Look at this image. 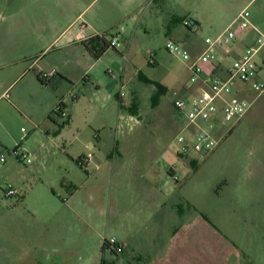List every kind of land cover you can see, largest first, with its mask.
Here are the masks:
<instances>
[{
  "label": "rangeland",
  "instance_id": "obj_1",
  "mask_svg": "<svg viewBox=\"0 0 264 264\" xmlns=\"http://www.w3.org/2000/svg\"><path fill=\"white\" fill-rule=\"evenodd\" d=\"M37 1L0 0L2 75L15 76L29 65L37 73L35 64L41 56L22 49L21 35L5 34L27 33L38 44L36 36L45 33L46 27L50 32L63 24L57 10H45ZM172 4L178 16L199 25L198 32L179 25V31L191 37L178 41L191 60L167 50L166 43L177 40L172 34L151 39L150 47L143 46L149 38L136 39L131 60L142 69V76L165 87V94L141 77L120 92L128 106L119 105L113 97L112 107L101 100L103 94L94 96L93 84H78L72 94L64 92L53 113L67 142L63 154L54 153L40 132L43 127L35 124L42 109L28 87L18 100L0 103L4 127L13 128H8L12 130L9 138L4 130L0 132L7 140L0 147V157L7 160L0 162V264H151V257L164 249L150 244L155 225L139 221L135 180L145 181L139 175L158 178L162 174L172 182L180 212L205 220L201 226L209 240L205 248L209 257L232 253L236 263L264 264V93L247 94V114L225 127L199 122L188 128V120L174 106L176 100L191 102L205 90L201 80H191L189 65L203 52L206 38L215 39L245 9L264 31V0H173ZM129 41L130 36L122 35L119 48L110 52H126ZM138 46L144 50L138 51ZM146 50L153 53L156 65H148ZM235 56L231 52L223 67L229 68ZM30 77L17 82L15 93ZM75 94L85 98L78 107L81 110L72 115ZM10 102L16 106L12 108ZM60 104L62 113L57 112ZM198 128L213 130L217 146L212 151L194 150L191 138ZM180 134L186 138L184 143L177 139ZM16 150L29 153L30 162L19 159ZM62 157L68 160L64 164L58 161ZM70 158L86 159L91 165L73 166ZM9 188L17 191L12 198L4 196ZM163 229H157L161 241L166 236ZM105 238H115L123 252L103 247Z\"/></svg>",
  "mask_w": 264,
  "mask_h": 264
},
{
  "label": "crops",
  "instance_id": "obj_2",
  "mask_svg": "<svg viewBox=\"0 0 264 264\" xmlns=\"http://www.w3.org/2000/svg\"><path fill=\"white\" fill-rule=\"evenodd\" d=\"M37 2L50 12L57 10L60 15L59 18H61L60 22L63 24L60 27H54L53 31L50 32L49 27H46L45 33L36 36L39 40L38 44L30 40L29 38L32 36L26 35L27 33L10 31L5 34L11 38L21 35L22 49L25 48V52L29 54L40 53L43 64H38L39 58L35 64V66H39L37 73L30 70L32 65L12 77L9 73L7 75L0 73V103L6 99L5 94H9V92L11 94L9 101L11 98L14 101L18 100L25 91L24 88L28 87L33 93V100L42 109L41 119L34 118L35 124L43 127L40 132L45 136V143L53 146L54 153L63 154L67 144L59 130L57 120L53 118L56 106L60 101H63L64 92H71L72 94L78 84L84 83L85 86L93 84L97 88L94 96L103 94L101 100L113 104L112 107H114L113 97L119 105L126 103L128 106L130 105L129 101L124 99L120 92L125 91L127 86L140 73L142 74V69L137 68L130 58L135 40L149 38L150 40L146 41L143 46L150 47L154 42L151 39L162 36L166 38L170 34L174 39H177L175 43H179L180 40L182 42L185 38L186 40L191 39L190 35L185 37V34L179 31V25H182L185 19L178 16L176 8L174 9L175 5L172 4L173 0H38ZM52 3L54 8H52ZM77 23L79 26L76 25ZM231 24L232 22L224 28L223 32ZM81 28L85 30L84 38L81 37ZM114 30L118 33L115 38L119 42L122 35L125 38L130 36L127 51H122L118 55L108 51L100 60H94L86 51L83 42L86 38L102 35L105 32L113 33ZM138 47V51L144 50L142 46ZM36 48L38 49L36 50ZM238 52L241 53L242 50L238 49ZM145 53L148 56V65H151L149 56L153 57V53L150 50H146ZM154 65H156L155 59L151 66ZM1 70H3V65L0 64ZM50 70L57 71V76L51 84L43 85L39 80L41 72ZM28 76L31 77L27 84L15 93L17 82ZM75 96L71 102L72 115L81 110L78 107L82 106V101L85 98H78L77 94ZM10 106L13 108L16 105L10 102ZM87 108L85 107V109ZM101 108L106 109L108 106ZM119 112L120 108L118 107ZM5 126L7 128L4 127V122L0 118V132L4 130L9 138L13 128L8 125ZM2 145H7V140L0 137V147ZM70 145L73 146V141L70 142ZM33 153L35 156L37 155L35 150ZM69 160L73 166L89 165V163L91 165V162L86 159L75 160V158H70ZM58 161L64 164L68 160L62 157ZM94 165L92 163V166ZM110 168L112 175L118 173L113 162L110 164ZM139 176L145 179L144 182L135 180V187L140 199L139 221L142 225H155V232L149 234L150 244L156 247L158 245L159 247L163 246L164 249L163 253L159 254L158 251L155 256L151 257L153 258L151 264H239L236 263L232 253L228 256H222L221 252L210 257L207 255L208 252L205 248H208L210 244L205 229L201 226L205 220L198 214H186L183 210L180 212L177 197L173 195L176 191L173 190L169 178L163 174L158 178L157 175ZM163 186L166 188L165 191L162 190ZM13 190L16 191L15 188ZM74 196L75 194L71 197L74 198ZM161 227H164L163 231L166 232L162 241L159 238L161 234L157 233Z\"/></svg>",
  "mask_w": 264,
  "mask_h": 264
},
{
  "label": "built area",
  "instance_id": "obj_3",
  "mask_svg": "<svg viewBox=\"0 0 264 264\" xmlns=\"http://www.w3.org/2000/svg\"><path fill=\"white\" fill-rule=\"evenodd\" d=\"M182 25L191 32H198V25L191 19L184 20ZM81 37L84 38L85 30L81 28ZM88 39V38H86ZM206 47L201 55L192 60L189 70L192 81L197 83L201 80L205 90L191 102L176 100L175 108L180 115L188 120V128L199 122L212 123L214 127H225L233 122L241 120L248 112L250 103L246 95L250 92L261 95L264 93V31L256 26L251 19L248 9L242 11L238 18L215 39L206 38ZM241 53L236 50L237 46ZM111 46L118 48L120 42L117 38L111 40ZM167 50L185 61H190L191 56L182 49L180 44L173 41L166 43ZM236 50V51H235ZM233 52L235 57L229 68H224L226 57ZM154 58L150 57L149 63L153 65ZM57 76V71H42L41 79L46 84L52 83ZM124 97V94H122ZM9 99V94H5ZM63 104L57 107V112L62 113ZM213 130L198 128L191 138L196 152L212 151L217 146ZM178 141L184 143L186 138L180 134ZM15 154L19 159L30 162L29 153ZM5 157H0L4 163ZM16 191L9 188L4 192L6 198H12ZM115 247L118 254L123 248L117 244L115 238L108 240ZM104 240V241H105Z\"/></svg>",
  "mask_w": 264,
  "mask_h": 264
},
{
  "label": "trees",
  "instance_id": "obj_4",
  "mask_svg": "<svg viewBox=\"0 0 264 264\" xmlns=\"http://www.w3.org/2000/svg\"><path fill=\"white\" fill-rule=\"evenodd\" d=\"M115 36L112 35L111 32H105L102 35H96L93 37H90L88 39H86L83 42V45L86 49V51L92 56V58L94 60H100L104 54L108 51H110V49H115V47L111 46V40L114 39ZM143 74H139L138 77H141L143 81H145V83L147 84H154L157 89H159L161 94H165L166 92V88L161 86L158 83H154L150 80H148L147 78H145L144 76H142ZM40 82L45 85V83L42 81L41 77H39ZM77 163H79V161H77ZM117 253V251H115ZM118 254V253H117Z\"/></svg>",
  "mask_w": 264,
  "mask_h": 264
},
{
  "label": "flooded vegetation",
  "instance_id": "obj_5",
  "mask_svg": "<svg viewBox=\"0 0 264 264\" xmlns=\"http://www.w3.org/2000/svg\"><path fill=\"white\" fill-rule=\"evenodd\" d=\"M103 247H105L107 250L111 251L112 253H116L115 247L111 245L107 240L103 241Z\"/></svg>",
  "mask_w": 264,
  "mask_h": 264
}]
</instances>
